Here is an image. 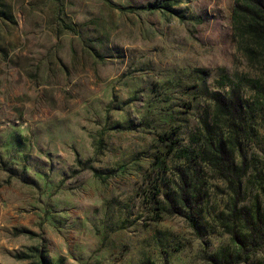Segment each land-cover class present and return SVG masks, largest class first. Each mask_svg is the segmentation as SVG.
<instances>
[{
	"label": "rangeland",
	"instance_id": "1",
	"mask_svg": "<svg viewBox=\"0 0 264 264\" xmlns=\"http://www.w3.org/2000/svg\"><path fill=\"white\" fill-rule=\"evenodd\" d=\"M235 1L0 0V264H264Z\"/></svg>",
	"mask_w": 264,
	"mask_h": 264
},
{
	"label": "trees",
	"instance_id": "2",
	"mask_svg": "<svg viewBox=\"0 0 264 264\" xmlns=\"http://www.w3.org/2000/svg\"><path fill=\"white\" fill-rule=\"evenodd\" d=\"M232 22L233 31L240 36L238 46L248 60L252 63L255 58L264 60V0H236ZM222 163V158L215 157V164Z\"/></svg>",
	"mask_w": 264,
	"mask_h": 264
}]
</instances>
